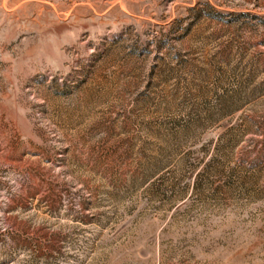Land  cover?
I'll return each instance as SVG.
<instances>
[{
  "label": "rangeland",
  "instance_id": "374dc122",
  "mask_svg": "<svg viewBox=\"0 0 264 264\" xmlns=\"http://www.w3.org/2000/svg\"><path fill=\"white\" fill-rule=\"evenodd\" d=\"M0 264H264V0H0Z\"/></svg>",
  "mask_w": 264,
  "mask_h": 264
}]
</instances>
